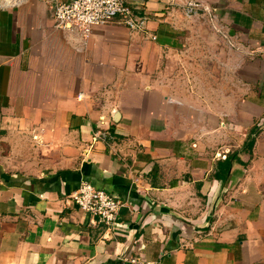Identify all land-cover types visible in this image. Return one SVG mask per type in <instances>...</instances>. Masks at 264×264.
I'll use <instances>...</instances> for the list:
<instances>
[{"label":"crops","instance_id":"obj_1","mask_svg":"<svg viewBox=\"0 0 264 264\" xmlns=\"http://www.w3.org/2000/svg\"><path fill=\"white\" fill-rule=\"evenodd\" d=\"M127 1L144 30L0 9V264H264V0ZM85 182L124 202L114 229Z\"/></svg>","mask_w":264,"mask_h":264},{"label":"built area","instance_id":"obj_2","mask_svg":"<svg viewBox=\"0 0 264 264\" xmlns=\"http://www.w3.org/2000/svg\"><path fill=\"white\" fill-rule=\"evenodd\" d=\"M0 6L2 9L20 5ZM54 27L58 30H77L88 35L95 28L118 22L132 29L144 30L148 17L127 0H55ZM193 11V9L191 10ZM101 140L113 138L109 132L101 133ZM71 201L95 219L97 224L114 229L124 202L90 183H82L70 195ZM94 221V220H93ZM129 264H158L143 257L133 256Z\"/></svg>","mask_w":264,"mask_h":264},{"label":"rangeland","instance_id":"obj_3","mask_svg":"<svg viewBox=\"0 0 264 264\" xmlns=\"http://www.w3.org/2000/svg\"><path fill=\"white\" fill-rule=\"evenodd\" d=\"M0 9H2V8L0 7ZM192 9H193V11H191ZM196 11H199L198 10V7L197 8H195V7L194 8H189L187 10L188 15L189 14H192L193 15V14L196 13ZM199 13L200 12L196 13L192 17V21L190 22V25L193 28V33H192V36H191V38H192V44H195V43L199 44V42L201 40L199 31H200V28L202 26H208V29H211V31L209 32L210 34L207 35L208 38H211L213 41L215 39V33L213 35V32L215 31L214 26H216L215 19L214 18L212 19L210 17H208V18L200 17V14ZM196 52H198V51L196 50ZM195 60H196V62H195ZM195 60H194V62L197 64V67H198L199 66V59H198V57H196ZM211 61L214 62V60H210V59L208 60V62H211ZM210 68H211L210 71L211 72H214L213 71L214 65L212 67H210ZM183 71H184V69H183V67L180 64V60L177 61V64H176V66L174 68L173 67L170 68V72H172V73H181ZM197 73H199V72H197Z\"/></svg>","mask_w":264,"mask_h":264},{"label":"bare ground","instance_id":"obj_4","mask_svg":"<svg viewBox=\"0 0 264 264\" xmlns=\"http://www.w3.org/2000/svg\"><path fill=\"white\" fill-rule=\"evenodd\" d=\"M22 0H0V6L15 5L20 3Z\"/></svg>","mask_w":264,"mask_h":264},{"label":"trees","instance_id":"obj_5","mask_svg":"<svg viewBox=\"0 0 264 264\" xmlns=\"http://www.w3.org/2000/svg\"><path fill=\"white\" fill-rule=\"evenodd\" d=\"M254 133H255V135H256V132H255V131H254L252 134H254ZM254 143H255V136H254V135H251V136L249 137L248 142H247V147H248L249 149H252L253 146H254Z\"/></svg>","mask_w":264,"mask_h":264}]
</instances>
